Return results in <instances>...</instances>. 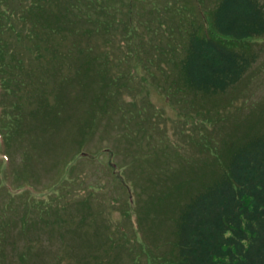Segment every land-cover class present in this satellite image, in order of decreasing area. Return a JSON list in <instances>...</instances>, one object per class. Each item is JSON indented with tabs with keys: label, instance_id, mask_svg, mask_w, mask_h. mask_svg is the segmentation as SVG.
Returning a JSON list of instances; mask_svg holds the SVG:
<instances>
[{
	"label": "rangeland",
	"instance_id": "rangeland-1",
	"mask_svg": "<svg viewBox=\"0 0 264 264\" xmlns=\"http://www.w3.org/2000/svg\"><path fill=\"white\" fill-rule=\"evenodd\" d=\"M156 1L163 7L170 0ZM16 2L9 0L10 5ZM114 2L120 7V20L132 19L144 29L143 21L154 13L152 0L133 1V15H127L128 0ZM4 8L0 0V12ZM158 33L144 30L134 39L146 46L141 61L117 60L121 50L111 44L115 63L120 64L115 70L126 77H120L122 84L116 89L105 85L109 76L96 75L94 91L115 92L97 103L91 92L85 98L77 95L79 83L56 86L57 79L62 84L73 75L70 58L55 57L42 66L33 61L32 94L40 92L41 77L48 81L45 95L63 91L68 107L71 103L58 131L41 128L36 117L39 104L31 100L35 97L24 100L30 87L0 91V100L4 96L5 104L20 101L30 116L8 145L0 136V249L8 264H168L166 259L177 252L175 222L169 199L154 197L159 186L176 188L174 182L185 178L181 175L190 177L206 167L213 168L210 172L220 170L211 165V152L201 148L206 139H219L226 147L246 134H264V37L247 41V52L256 60L238 84L202 97L164 89L170 82L162 69L179 71L172 60L179 64L184 57L177 51L183 40L178 32L175 39H168L159 26ZM0 36L8 38L7 30ZM94 41L91 54L102 59L104 38ZM169 42L175 50L164 55L162 50L171 48ZM7 46L21 51L15 41ZM59 46L66 49L68 44ZM23 54L19 57L24 60L30 55ZM25 65L28 68L29 62Z\"/></svg>",
	"mask_w": 264,
	"mask_h": 264
},
{
	"label": "trees",
	"instance_id": "trees-1",
	"mask_svg": "<svg viewBox=\"0 0 264 264\" xmlns=\"http://www.w3.org/2000/svg\"><path fill=\"white\" fill-rule=\"evenodd\" d=\"M133 1L127 2V15H133ZM151 4L154 13L143 21L144 29L132 19L120 20L117 15L120 7L114 0H17L15 5L4 0L7 8L0 12V33L7 30L8 38H0V91L30 87L24 100L32 96L35 98L31 100L39 104V114L35 108L31 117L36 114L43 130L58 131L57 125L66 121L71 103L68 107V97L63 91L45 95L48 81L43 82L41 77L40 92L32 94V87L36 86V76L29 81L36 75L30 66L33 61L38 60L42 66L55 57L70 58L74 73L66 76L62 84L57 79L56 86L79 83L77 95L85 98L91 92L97 103L115 92L94 91L96 75L109 76L105 85L117 86L116 89L122 84L118 82L120 77H126L125 72L115 70L120 64L115 63L113 50L109 49L111 44L116 43L121 50L117 60L129 57L138 61L143 59L140 54L146 53V46L136 44L134 39L142 37L144 30L159 34L158 26L168 39H175L178 32L183 40L178 42L177 51H182L184 57L179 64L172 60L179 71L173 74L172 70L162 69L170 82L164 89L214 96L238 84L256 60L254 53L247 52L246 45L249 40L264 37V0H170L163 7L152 0ZM157 5L165 12H160ZM97 36L104 38L102 59L91 54ZM56 39L68 47L60 48L59 43L54 44ZM11 41L19 44L20 52L9 49L7 44ZM149 41L160 49L153 39ZM143 44L146 45L144 41ZM171 44H168L171 48L162 50L164 55L175 50ZM23 53H28L27 56L30 53L26 60L19 57L25 56ZM4 102L3 96L0 136L1 142L8 145L13 140L12 134L25 129L26 118L30 116L20 101ZM222 142L219 139L201 142V148H207L209 156L213 155L211 165H218L220 170L210 172L213 168L206 167L199 173L194 171L190 177L180 174L185 178L174 182L176 188L169 186L167 192L163 183L154 195L160 201L169 199L171 219L175 222L173 242L177 252L175 258L166 259L168 264H264V134H246L226 147ZM208 175L213 177L207 179ZM0 185L1 188L3 184ZM0 264H8V256L1 249Z\"/></svg>",
	"mask_w": 264,
	"mask_h": 264
}]
</instances>
